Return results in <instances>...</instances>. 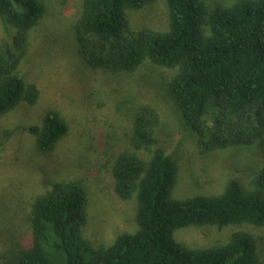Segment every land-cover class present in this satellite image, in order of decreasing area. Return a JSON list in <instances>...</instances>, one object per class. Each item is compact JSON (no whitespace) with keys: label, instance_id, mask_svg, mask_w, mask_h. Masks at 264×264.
<instances>
[{"label":"trees","instance_id":"1","mask_svg":"<svg viewBox=\"0 0 264 264\" xmlns=\"http://www.w3.org/2000/svg\"><path fill=\"white\" fill-rule=\"evenodd\" d=\"M157 0H81L74 31L77 52L94 70L133 72L143 62L177 67L170 89L202 152L264 141V0L209 7L203 0H164L169 28L131 27L129 12ZM39 0H0V15L15 29L0 44V116L40 91L17 74L29 32L43 16ZM159 115L150 105L134 113L130 150L112 164L113 189L136 200L137 229L108 246H93L82 232L89 196L82 176L52 184L32 201L30 230L8 264H264L253 237L233 232L221 244L189 247L177 241L189 226H264V167L253 189L230 179L217 195L172 197L177 165L157 143ZM29 131L49 152L68 132L55 111Z\"/></svg>","mask_w":264,"mask_h":264},{"label":"rangeland","instance_id":"2","mask_svg":"<svg viewBox=\"0 0 264 264\" xmlns=\"http://www.w3.org/2000/svg\"><path fill=\"white\" fill-rule=\"evenodd\" d=\"M44 14L29 32L28 51L17 74L40 91L38 101L20 103L0 116V264H8L17 242L30 230L34 198L52 184L82 176L89 204L82 232L95 246H108L122 233L137 229L136 200H121L113 189L115 156L130 150L135 111L152 106L159 115L157 148L177 165L172 197L217 195L230 179L253 189L264 167V141L202 152L170 89L177 67L145 61L133 72L94 70L77 52L74 26L81 0H39ZM207 6H231L236 0H203ZM134 30L169 28L164 0L130 10ZM15 29L0 15V44H11ZM57 112L67 134L49 152H41L29 128ZM235 231L250 234L264 257V226L250 224L189 226L175 233L178 242L203 247L227 241ZM13 253V254H12Z\"/></svg>","mask_w":264,"mask_h":264}]
</instances>
